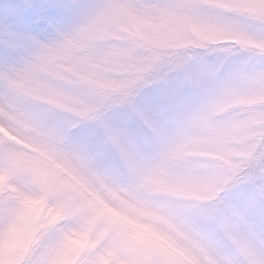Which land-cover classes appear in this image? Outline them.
<instances>
[{"label":"clouds","instance_id":"clouds-1","mask_svg":"<svg viewBox=\"0 0 264 264\" xmlns=\"http://www.w3.org/2000/svg\"><path fill=\"white\" fill-rule=\"evenodd\" d=\"M0 264H264V0H0Z\"/></svg>","mask_w":264,"mask_h":264}]
</instances>
